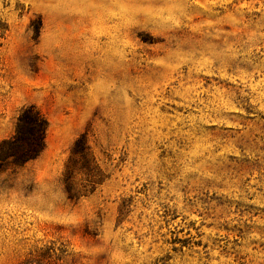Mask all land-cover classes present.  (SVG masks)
Segmentation results:
<instances>
[{"label":"rangeland","instance_id":"374dc122","mask_svg":"<svg viewBox=\"0 0 264 264\" xmlns=\"http://www.w3.org/2000/svg\"><path fill=\"white\" fill-rule=\"evenodd\" d=\"M28 105L0 264H264V0H0V142Z\"/></svg>","mask_w":264,"mask_h":264},{"label":"trees","instance_id":"16d2710c","mask_svg":"<svg viewBox=\"0 0 264 264\" xmlns=\"http://www.w3.org/2000/svg\"><path fill=\"white\" fill-rule=\"evenodd\" d=\"M40 27L36 28L39 34ZM48 127L46 117L34 105H28L20 111L15 132L0 142V171L8 166L22 167L30 160L37 158L45 147ZM89 146L82 133L74 143L73 150L81 158H86ZM69 175L67 174V179ZM52 264V262H49Z\"/></svg>","mask_w":264,"mask_h":264}]
</instances>
